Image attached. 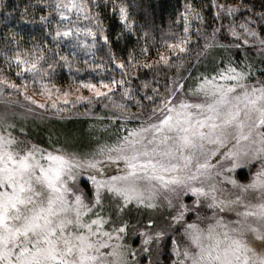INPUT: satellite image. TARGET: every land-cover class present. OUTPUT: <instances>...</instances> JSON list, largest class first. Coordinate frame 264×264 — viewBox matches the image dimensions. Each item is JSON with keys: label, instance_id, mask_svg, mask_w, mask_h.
<instances>
[{"label": "snow or ice", "instance_id": "snow-or-ice-1", "mask_svg": "<svg viewBox=\"0 0 264 264\" xmlns=\"http://www.w3.org/2000/svg\"><path fill=\"white\" fill-rule=\"evenodd\" d=\"M9 6L0 0V9ZM34 7L45 13L42 23L55 22L47 33L53 45L5 51L3 102L22 95L57 114L107 98L119 111L112 119L125 123L87 150L46 147L17 135L5 108L0 264H264V0H185L172 21L177 31L151 60L146 45L138 55L125 42L123 58L112 51L138 30L123 0ZM102 10L120 23L114 36ZM99 42L120 78L52 82L54 63L71 68ZM160 66L175 70L163 91L134 83L140 69Z\"/></svg>", "mask_w": 264, "mask_h": 264}, {"label": "trees", "instance_id": "trees-1", "mask_svg": "<svg viewBox=\"0 0 264 264\" xmlns=\"http://www.w3.org/2000/svg\"><path fill=\"white\" fill-rule=\"evenodd\" d=\"M38 0H5L10 5L0 9V67L3 64L4 53L9 55L19 46L20 48H30L34 44H43L47 41L46 46L51 48L53 42L47 35L52 26L42 23L39 16L45 14L39 8L34 7ZM104 0H97V3L103 4ZM129 6L132 18L137 22V31L131 34L125 33L124 39L119 46L114 45L112 51L116 52L121 58L126 56V51L121 49L127 42L128 48H135L139 55V49L143 46L149 48V60L156 56L157 49L164 51L162 47L165 40H170L172 34L177 31L172 21H174L180 11L183 10L185 0H123ZM259 5L260 0H255ZM28 9L25 15L24 10ZM103 22L109 29V33L114 36L120 30V23L109 11L102 10ZM195 27V24H194ZM145 32L148 33L145 38ZM198 37L192 36L191 48H197ZM202 45L204 41L201 39ZM61 51H68L64 45ZM108 48L99 42L95 55H85L80 53L79 62H73L71 68L64 66L62 63L53 64L52 82L58 86H70L73 84V77L77 79H91L93 82L99 79H107L112 76L120 78V70L111 65L107 57ZM140 59H144L140 57ZM87 60L93 67L84 64ZM103 63V68H95L94 64ZM207 63V61H205ZM79 69V71H77ZM174 69L163 66L154 69H140L138 72L139 79L134 83L140 84L141 81L151 82V87H158L163 91L166 80H170ZM12 79H17L14 75ZM20 80L17 79V83ZM149 94H151L149 92ZM13 103L5 104L4 98H0V114L5 108L10 113V122L16 124L15 132L21 138L25 136L33 142L48 146L49 142L58 141L61 144L67 143L75 148L87 150V147L94 144L97 139L106 140L109 135L108 130L115 131L116 126L125 123L122 119H112L113 116L119 117V111L113 107L112 100L97 99L93 104L84 103L79 106H72L66 111L53 114L54 110L39 109L25 101L23 96H12L7 98ZM113 100L119 101V95L113 97ZM18 101V102H15ZM147 104V101H145ZM107 105V107H106ZM33 111H29V109ZM131 111H136L132 108ZM139 121L127 122L129 126H134ZM23 129V133L20 129ZM244 173L248 169H243ZM237 179H243L241 169H237ZM138 242V241H137Z\"/></svg>", "mask_w": 264, "mask_h": 264}, {"label": "rangeland", "instance_id": "rangeland-1", "mask_svg": "<svg viewBox=\"0 0 264 264\" xmlns=\"http://www.w3.org/2000/svg\"><path fill=\"white\" fill-rule=\"evenodd\" d=\"M201 70H203V69H201ZM57 86H58V85H57ZM30 87H31V86H30ZM60 87L68 88L69 86H60ZM87 94H88V93L85 92V95H87ZM34 99L40 100L41 102H43V100H44V98L41 97V96H35ZM84 103H87V102H81V103H79V104H76V106L82 105V104H84ZM31 105H32V104H31ZM33 106H36V105H33ZM72 106H74V105H68L64 111H66L67 108L70 109ZM36 107H37V106H36ZM1 114H2V112H1ZM107 132H108V133H113L111 130H108ZM110 136H111V135H109V136L106 138V140H107ZM245 169H247V168L245 167ZM253 170H255V169H253Z\"/></svg>", "mask_w": 264, "mask_h": 264}]
</instances>
